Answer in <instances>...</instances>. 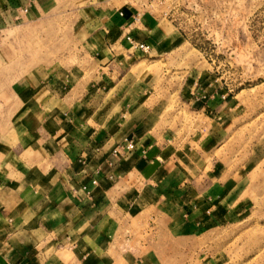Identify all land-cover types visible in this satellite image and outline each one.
<instances>
[{
	"label": "crops",
	"instance_id": "obj_1",
	"mask_svg": "<svg viewBox=\"0 0 264 264\" xmlns=\"http://www.w3.org/2000/svg\"><path fill=\"white\" fill-rule=\"evenodd\" d=\"M17 1L0 0V14ZM103 14L98 40L92 34L84 45L93 57L18 85L20 115L0 134V264L130 263L138 254H118L111 244L122 216L149 214L170 231L196 232L215 223L214 210L228 197L201 154L186 152L194 139L134 117L146 89L130 74L158 47V19L129 6ZM127 31L151 50L130 48ZM205 83L189 104L217 116L228 91ZM126 139L132 149L113 156ZM142 256L138 264H152Z\"/></svg>",
	"mask_w": 264,
	"mask_h": 264
},
{
	"label": "rangeland",
	"instance_id": "obj_2",
	"mask_svg": "<svg viewBox=\"0 0 264 264\" xmlns=\"http://www.w3.org/2000/svg\"><path fill=\"white\" fill-rule=\"evenodd\" d=\"M17 3L0 14V134L20 115L19 84L93 57L84 45L99 15L112 7L150 11L161 41L130 74L146 89L134 117L170 137L194 139L186 152L201 154V166L215 171L228 196L214 210L215 223L196 232L170 231L149 214L122 216L112 247L141 256L116 264H138L143 253L152 264H264V0ZM205 81L228 91L217 116L189 104Z\"/></svg>",
	"mask_w": 264,
	"mask_h": 264
},
{
	"label": "built area",
	"instance_id": "obj_3",
	"mask_svg": "<svg viewBox=\"0 0 264 264\" xmlns=\"http://www.w3.org/2000/svg\"><path fill=\"white\" fill-rule=\"evenodd\" d=\"M26 10L27 9L25 8L24 11ZM119 15L120 16L123 15L122 11H119ZM136 20H139V14L135 15V17L133 18V21H136ZM124 39L130 45V48H132L133 50H138L143 53H148L151 50L150 44L134 39L129 34V31L125 32ZM132 145H133L132 141L126 139L123 144L118 145L112 150V155L115 157L123 156L124 154H126L132 149ZM93 183H95V181H93Z\"/></svg>",
	"mask_w": 264,
	"mask_h": 264
}]
</instances>
